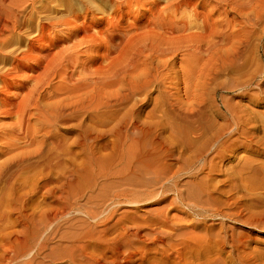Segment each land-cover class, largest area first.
<instances>
[{
	"label": "bare ground",
	"instance_id": "bare-ground-1",
	"mask_svg": "<svg viewBox=\"0 0 264 264\" xmlns=\"http://www.w3.org/2000/svg\"><path fill=\"white\" fill-rule=\"evenodd\" d=\"M24 3L31 10L27 24L20 12ZM257 19H262L258 33ZM16 30L21 33L15 47L0 44V113L13 118L0 125V134L20 150L3 163L2 176L9 182L34 162L49 165L52 153L44 155L43 145L58 156L74 146L82 160L55 181L46 180L43 193L57 201L60 215L81 213L95 224L102 212L106 216L98 221L100 231L73 235L59 252L42 240L59 215L43 207L20 224L8 262L152 264L144 260L145 252L109 245L110 253H103L96 242L113 243L116 237L107 232L121 223L109 224L115 212L145 203L155 192L120 187L101 211L81 204L85 194L87 201L96 200L99 180L134 183L131 176L149 175L152 183H164L162 195L172 191L190 210L193 220L186 227L203 223L208 230L204 238L189 232L198 249L188 260L180 255L183 242L172 244L179 246L172 252L174 263L264 264V163L247 165L252 161L238 154L246 147L264 156V134L240 130L224 138L227 117L237 124L241 116L216 104L222 90L234 92L232 97L251 88L264 93V0H0V41ZM239 70L241 77L231 75ZM185 85L191 90L181 92ZM206 95L224 123L207 117ZM255 106H264V96ZM96 120L110 124L98 128ZM223 160L230 166L223 168ZM205 168L206 176L225 171L226 177L223 183L197 181L207 201L196 207L175 178L180 171ZM150 218L155 219L149 223ZM168 223L157 213L135 229L148 224L168 235L163 228Z\"/></svg>",
	"mask_w": 264,
	"mask_h": 264
},
{
	"label": "rangeland",
	"instance_id": "rangeland-1",
	"mask_svg": "<svg viewBox=\"0 0 264 264\" xmlns=\"http://www.w3.org/2000/svg\"><path fill=\"white\" fill-rule=\"evenodd\" d=\"M23 5L24 10L20 11L21 18H25L27 24L31 13L30 5L29 3H24ZM228 17L233 18V15L229 14ZM257 20L258 27L256 28V32L258 33V29L262 25V19ZM20 33L21 31L18 30L15 32L5 33L8 38L5 42L0 41V44L9 45L8 48L6 47L8 50L13 48L14 45L12 42L19 37ZM7 66L8 64L5 63L4 67ZM242 71L243 70H239L231 75L233 77H241L244 74ZM226 77L227 76H221L219 80L227 81ZM54 83V85H57L56 82ZM180 89L181 92L184 90L190 91L191 86H181ZM232 94H234V92L222 90L218 91V94L216 95V104H219L222 110H225L227 106H231L232 109L241 116L237 124H235L230 117H227L230 125L224 138L232 132L234 133V136H236V131L240 130H242V132L255 133L256 135L264 134V106H255L256 99L258 97H263L264 93L259 89L251 88L244 96L239 95L232 97ZM202 106L206 111L207 117L213 123H224L225 119L214 113V108L217 106L210 107V99L208 95H206V99L204 100ZM149 108L150 104L146 109L148 110ZM3 114L0 113V125L10 124L13 122L12 117L7 115L2 116ZM159 115L160 113H156V117ZM163 118L164 117H162V119ZM104 120L105 119H103V121ZM31 123L33 124V121ZM109 124L110 122L102 123L96 120V127L98 128L108 126ZM237 127L238 129H236ZM71 138L68 141H70ZM9 144L10 142L3 138L0 134V264H13L12 262H8L6 257L10 252L11 246L15 244L20 224L25 222L27 218L31 216V213L37 215L41 208L48 205L52 208L51 210H48V212L58 213L56 210L58 204L57 201L50 196L44 195L43 193L45 181L48 179L55 181L72 163L82 160L83 158V154L74 146L68 148L70 150L69 154L65 156H58L56 150L52 151L50 146L43 145L40 149L44 155L47 152L52 153L51 157H53V159L51 163L49 165H45L38 160V163L34 162L31 164V167L19 171L15 179L6 182L2 176L4 169H2L3 167L1 166L4 162L8 163L12 155H16V153L20 150L19 148V150H13L9 147ZM238 154L241 157H244L242 161L246 158H249V160L252 161L247 162V165L250 163H253L254 165L259 162L264 163V156L248 151L246 147L239 148ZM34 159H38V157ZM214 160L217 161V159ZM219 164H222L223 168H225L226 165L230 166V163H227V160H223V162H219ZM206 171V168L204 172L196 171L194 169L180 171L175 178V180L178 181L177 184H181L180 189L185 193V195L193 196L192 202L196 207L204 206L207 201L205 192L203 189L201 190L196 182L203 179L204 181L209 180L212 183H223L222 180L226 177L225 171L218 173V175L211 173L209 176H206ZM245 173L246 172L244 171L242 175L244 176ZM131 180L134 183H104L102 180H99L98 183H96L95 189L96 200L89 199V201H87V194H85L81 200L82 205L90 207L96 205V210L101 211L105 207V199L108 195L112 194L113 190L116 188L124 187L142 195L148 191L155 192V195L145 203H143L144 201H140L142 203L137 204L134 207L127 209L122 207L115 212L114 217L109 224L115 223L117 219H120L121 223L113 225V227L107 232V237H116V240L111 244H101L96 242V247L99 248L98 251L110 253V249H108L109 245L115 248L127 247L136 253L143 254V252H145L144 260L146 262L152 264H176L173 262V256L179 246H172V244H178V242L182 241L183 244L180 246V255H182L185 260L193 257V254L196 253L198 247L195 246L194 243L191 245L187 235L191 234L189 232L192 230L204 238L208 233L204 224L200 223L194 229L192 227H186V223L193 220V216L191 215L190 210L187 209L184 204L180 203L179 199L172 191L171 193L169 192L165 195L161 194V185L164 183H152V178H150L149 175H133L131 176ZM261 183H264V180ZM165 185L173 187L174 183H165ZM171 198H173L172 201H170ZM105 213L106 212H102L103 215L96 220V224L93 221L86 219L81 213H71L66 215H60L58 213L59 217H56L48 225V229L43 234L42 240L48 247L55 248V250H59L60 252L69 246L70 242H68V239L73 235H77L80 232L87 231L92 228L96 229V233L100 231L102 225L99 224V222L101 219L105 218ZM157 213L165 215L169 223L168 225L163 226V228L170 231L171 234L162 235L157 233L151 229L152 226L149 228L148 224L145 229H142L139 232L136 231L135 225L140 223L141 219L155 217ZM154 219L155 218H150L147 221L150 223V221ZM194 220H199V218L195 217ZM125 224L127 229H123V227H121ZM166 254L169 256L168 258H165ZM56 264L68 263L62 261Z\"/></svg>",
	"mask_w": 264,
	"mask_h": 264
}]
</instances>
